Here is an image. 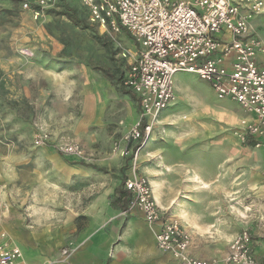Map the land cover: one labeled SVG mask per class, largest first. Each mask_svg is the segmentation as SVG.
<instances>
[{"label":"rangeland","instance_id":"1","mask_svg":"<svg viewBox=\"0 0 264 264\" xmlns=\"http://www.w3.org/2000/svg\"><path fill=\"white\" fill-rule=\"evenodd\" d=\"M54 1L37 14L33 0H0V244L23 255L13 232L43 233L70 219L79 230L87 218L75 213L124 188L133 161L118 146L140 112L122 80L138 51L128 31L101 25L82 0ZM174 82V102L131 156L136 171L159 180L198 252L220 261L249 229L264 262V157L247 144L248 112L194 72ZM63 144L81 152L66 154ZM200 172L213 177L204 196L193 193ZM65 246L36 264H65Z\"/></svg>","mask_w":264,"mask_h":264},{"label":"built area","instance_id":"2","mask_svg":"<svg viewBox=\"0 0 264 264\" xmlns=\"http://www.w3.org/2000/svg\"><path fill=\"white\" fill-rule=\"evenodd\" d=\"M101 25L131 35L138 51L129 62L123 85L136 96L139 117L120 140L121 154L133 161L124 188L131 193L130 205L139 208L150 224L161 223L156 232L158 248L181 264H264L256 253V240L243 229L230 241L222 260L191 255L192 239L181 223L166 218L157 203L151 181L136 171L134 151L144 145L158 115L176 97L174 76L191 71L211 83L220 99L230 98L256 115L246 123L249 136L264 155V35L251 20L264 10V0H82ZM40 10L54 0H33ZM30 7L27 2L25 7ZM47 137L39 135L37 144ZM143 142V143H142ZM141 143V144H139ZM60 151L79 154L75 144ZM72 253L65 246L63 255ZM23 252L19 245L0 244V264H17Z\"/></svg>","mask_w":264,"mask_h":264},{"label":"crops","instance_id":"3","mask_svg":"<svg viewBox=\"0 0 264 264\" xmlns=\"http://www.w3.org/2000/svg\"><path fill=\"white\" fill-rule=\"evenodd\" d=\"M251 23L261 35H264V15L254 16ZM223 101L230 102L228 98H223ZM237 106L239 105L237 104ZM247 115L249 121L256 118L254 114L247 113ZM146 147L145 150L151 151L154 144L150 146L148 144ZM261 154L264 157L262 151ZM212 161L216 162V159H210V162ZM211 178H213L211 175L203 178L200 172V175L195 177V182L200 185V188L194 190L193 193L201 196L211 193L210 190L213 187L209 186L207 182ZM152 182L157 186L156 192L154 189L153 191L158 205L166 210V218L173 219L176 215H170V213L173 214V208L170 202L165 199L168 194H163V188L160 187L156 177L152 179ZM114 191L115 189L101 205H87L83 211L74 214L73 220L81 215L87 218L82 221L83 224L79 230L77 223L70 219L60 226H54L52 230L45 228L43 233H31L28 230L16 234L13 232L14 239L22 245L24 250L23 260L21 257L17 264H22V262L41 263L47 257L57 254L69 242L72 245V254L65 264H181L179 259L161 251L157 246L156 232L160 229L161 223L156 225L148 223L139 208L131 209L128 206V210H122L111 206ZM157 194L160 196V200L157 199ZM187 209L191 211L189 207ZM179 216L183 222H192L188 215L180 213ZM227 250L228 247L224 256H226ZM190 252L191 255L205 260L218 258L211 254L198 252L193 239Z\"/></svg>","mask_w":264,"mask_h":264},{"label":"trees","instance_id":"4","mask_svg":"<svg viewBox=\"0 0 264 264\" xmlns=\"http://www.w3.org/2000/svg\"><path fill=\"white\" fill-rule=\"evenodd\" d=\"M247 144L255 146L256 141L252 136H249L247 139ZM124 183L125 181L123 184ZM114 192L115 194L111 198V206L115 208H121L122 210H128L131 193L125 190L123 186L116 187Z\"/></svg>","mask_w":264,"mask_h":264},{"label":"bare ground","instance_id":"5","mask_svg":"<svg viewBox=\"0 0 264 264\" xmlns=\"http://www.w3.org/2000/svg\"><path fill=\"white\" fill-rule=\"evenodd\" d=\"M198 179H199V177H198ZM152 183H153L154 191L157 190L156 184L154 182H152ZM157 199L160 200V196L158 194H157Z\"/></svg>","mask_w":264,"mask_h":264}]
</instances>
